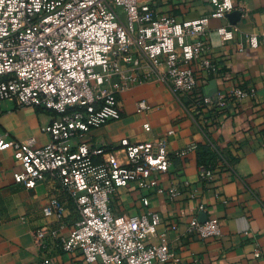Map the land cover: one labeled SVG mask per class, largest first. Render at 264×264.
Masks as SVG:
<instances>
[{
	"label": "built area",
	"instance_id": "obj_1",
	"mask_svg": "<svg viewBox=\"0 0 264 264\" xmlns=\"http://www.w3.org/2000/svg\"><path fill=\"white\" fill-rule=\"evenodd\" d=\"M211 4V13L194 21H177L157 14L150 0H0V118L6 101L58 116L41 129L50 138L45 146L33 137L9 141L0 131V150H11L23 167L14 175L16 182L33 189L49 175L73 197L81 220L62 237V248L81 251L87 264L175 260L168 244L151 243L162 222L159 213L124 217L112 207L120 188L135 184L140 190H149L158 185V175L171 166L169 141L161 138L131 144L123 140L128 161L123 165L113 151L91 150L83 138L121 118L114 83L125 91L159 74L171 82L175 95L185 96L198 86L193 64L208 74L217 72V65L206 54L210 21L227 19L236 6L233 0H211ZM217 32L224 44L237 43L240 34L235 25L221 26ZM247 42L256 49L264 43V34L248 36ZM245 48L239 43V51ZM253 96L254 90L236 87L229 100L217 92L203 102L225 107L230 100L242 102ZM149 110L147 102L138 103V113ZM144 129L151 132L150 124ZM196 149L190 145L177 156ZM95 155L103 156V161L95 164ZM212 176L211 171H203V179ZM168 195L175 199L180 193L172 188ZM142 202L150 205L148 198ZM65 212L56 198L44 207L47 216L58 219ZM45 233V228L39 230L36 238H44ZM188 234L202 240L218 239L222 227L214 218L205 222L194 219Z\"/></svg>",
	"mask_w": 264,
	"mask_h": 264
},
{
	"label": "crops",
	"instance_id": "obj_2",
	"mask_svg": "<svg viewBox=\"0 0 264 264\" xmlns=\"http://www.w3.org/2000/svg\"><path fill=\"white\" fill-rule=\"evenodd\" d=\"M156 13L177 21H194L213 11L211 0H150ZM232 19H211L207 57L217 65L208 74L193 64L198 86L188 95L173 93L171 82L159 75L116 92L122 111L119 120L91 130L84 138L91 150L114 152L118 161L128 163L123 140L131 144L169 141L171 166L159 174L158 185L140 190L135 184L114 195V213L124 217L159 213L162 219L153 244H168L175 260L165 264H264V43L253 49L247 37L264 34V0H233ZM239 28L237 43L224 44L217 32L221 26ZM245 45L239 51L238 45ZM240 87L255 96L242 102L230 100L225 107H211L203 98L220 92L229 100L230 91ZM149 104L148 112H137L139 102ZM0 131L9 141L36 138L40 146L49 143L43 126L58 116L34 107L21 108L14 102L1 105ZM150 124L151 132L144 126ZM173 131V135L169 132ZM75 144L79 140L74 141ZM190 145L197 149L185 156L177 153ZM214 155L213 159H207ZM200 157L203 162H201ZM103 156H93L99 164ZM213 173L203 179V171ZM23 171L11 150H0V264H87L79 250L64 251L62 237L75 229L81 214L73 197L58 181L46 176L29 189L15 181ZM175 188L179 197L170 199ZM52 198L66 208L62 219L47 216L44 207ZM148 198L150 205L142 202ZM204 206V210H200ZM217 219L222 227L218 239L202 240L188 234L194 220ZM45 228V237L36 234ZM52 232H56L53 237ZM40 243V245H39ZM259 253V257L255 254Z\"/></svg>",
	"mask_w": 264,
	"mask_h": 264
},
{
	"label": "water",
	"instance_id": "obj_3",
	"mask_svg": "<svg viewBox=\"0 0 264 264\" xmlns=\"http://www.w3.org/2000/svg\"><path fill=\"white\" fill-rule=\"evenodd\" d=\"M237 15H239V14L233 12V13L229 14V15L227 16V18L232 19V18H234V17L237 16Z\"/></svg>",
	"mask_w": 264,
	"mask_h": 264
},
{
	"label": "trees",
	"instance_id": "obj_4",
	"mask_svg": "<svg viewBox=\"0 0 264 264\" xmlns=\"http://www.w3.org/2000/svg\"><path fill=\"white\" fill-rule=\"evenodd\" d=\"M213 157H216V156H214V155H211V156H210V155H209V157H206V158H207V159H208V158H209V159H213ZM200 160H201V162H203L202 159H201V157H200ZM203 164L205 165L206 163L203 162Z\"/></svg>",
	"mask_w": 264,
	"mask_h": 264
}]
</instances>
